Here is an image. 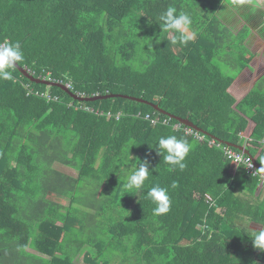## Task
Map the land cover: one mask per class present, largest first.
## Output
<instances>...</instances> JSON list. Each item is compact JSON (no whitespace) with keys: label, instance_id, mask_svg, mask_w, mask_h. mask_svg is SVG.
Segmentation results:
<instances>
[{"label":"trees","instance_id":"1","mask_svg":"<svg viewBox=\"0 0 264 264\" xmlns=\"http://www.w3.org/2000/svg\"><path fill=\"white\" fill-rule=\"evenodd\" d=\"M222 3L0 0V44L19 41L18 64L30 74L70 84L82 97L142 98L209 135L200 142L131 99L75 100L15 67L13 80L0 81V264H72L81 252L82 264H264L241 227L244 219L264 225L260 181L208 144L214 137L245 146L264 166V86L247 94L248 119L230 89L255 55L248 30L233 33L219 17ZM169 6L192 17L196 39L187 46L172 45L156 22ZM46 91L59 101L35 94ZM146 114L160 123L152 126ZM167 135L193 145L183 171L153 149ZM125 158L150 165L138 192L124 189ZM227 178L251 197L236 195ZM156 185L171 198L159 217L146 198Z\"/></svg>","mask_w":264,"mask_h":264},{"label":"clouds","instance_id":"2","mask_svg":"<svg viewBox=\"0 0 264 264\" xmlns=\"http://www.w3.org/2000/svg\"><path fill=\"white\" fill-rule=\"evenodd\" d=\"M233 4H242L244 0H230ZM162 32L172 34V45L180 47L187 46L196 39V33L192 30V17L183 10H178L174 6H169L158 18ZM24 53L19 41L5 42L0 44V81H11L14 79L12 70L22 62ZM193 145L185 138H178L176 135L161 136L153 147L157 155L163 158V161L171 167V170L179 169L183 171L187 164L185 163ZM149 163L143 161L138 165L131 164L130 159H123L119 172L124 173V189L127 192H138L145 187V182L152 174L149 171ZM172 187L176 185L173 183ZM146 198L155 206L153 208L154 216L167 214L171 208V198L167 187L159 185L151 187ZM252 224L248 219L241 222V227L252 242L254 249L264 253V225H260L259 230H250Z\"/></svg>","mask_w":264,"mask_h":264},{"label":"crops","instance_id":"3","mask_svg":"<svg viewBox=\"0 0 264 264\" xmlns=\"http://www.w3.org/2000/svg\"><path fill=\"white\" fill-rule=\"evenodd\" d=\"M218 14L233 33L243 32L245 28L249 33L246 47L255 56L251 59L249 66L236 78L230 90L238 100L237 110L250 119L253 116V107L247 100V94L252 89L261 87L262 84L264 86V0H244L242 4L223 0ZM253 125L254 123L250 120V129ZM225 184L231 191L236 192L231 178H227ZM238 193L236 195L239 196L245 194Z\"/></svg>","mask_w":264,"mask_h":264},{"label":"built area","instance_id":"4","mask_svg":"<svg viewBox=\"0 0 264 264\" xmlns=\"http://www.w3.org/2000/svg\"><path fill=\"white\" fill-rule=\"evenodd\" d=\"M44 79H47V78H44ZM65 85L69 89L72 88L70 84H65ZM35 94L46 98L48 100V102L59 101V97L52 96L49 91L42 92V93L37 92ZM138 115L140 116L141 113H139ZM144 119L149 121L152 126H156L157 124L160 123V119L158 117H153L150 114H146L144 116ZM162 124L168 125L169 120L165 119L162 122ZM174 129H176V130L182 129L187 135L193 136L195 139H197L200 142L207 140V137H209L206 134L199 132V131L191 128V127H187V126H185L179 122L174 125ZM247 139L250 140L249 138H247ZM262 143L264 145V139L262 140ZM208 144L212 147L214 146V147L219 148L227 160L231 161L236 166L243 168L245 170L246 174H248L252 177H257L260 181L261 189L264 190V171L260 170L256 166L255 161H254L255 159L253 157L245 154L244 152H242V151H240L234 147H231V146L223 143L222 141H219L218 139H216L214 137H210V139H208Z\"/></svg>","mask_w":264,"mask_h":264},{"label":"water","instance_id":"5","mask_svg":"<svg viewBox=\"0 0 264 264\" xmlns=\"http://www.w3.org/2000/svg\"><path fill=\"white\" fill-rule=\"evenodd\" d=\"M27 79H29L30 81L32 82H35L37 84H43V85H47L49 87H59L61 88L63 91H65L68 95H70L73 99L75 100H79V101H96V100H101V99H108V98H116V97H121V98H125V99H131L133 101H137V102H140V103H146V104H149L151 105L156 111H159L165 115H167L168 117L170 118H173V119H176L179 123L187 126V127H191L199 132H202L206 135H208L207 132L203 131L202 129H200L198 126H196L193 122H191L190 120L188 119H183V118H180V117H177V116H174V115H171L165 111H163L158 105H155V104H152L150 102H147L146 100L142 99V98H136V97H133V96H128V95H122V94H109V95H105V96H95V97H82L76 93H73L65 84H62V83H59V82H55V81H51V80H47V79H41V78H38V77H35L34 75L30 74L29 71L24 68V67H21L19 64H17L15 66ZM209 136V135H208ZM223 143L231 146V147H234L242 152H244L245 154L247 155H250L249 153V150L245 147V146H239V145H236V144H233V143H229V142H224L222 141ZM255 161V164L256 166L264 171V166H261L259 165L256 160Z\"/></svg>","mask_w":264,"mask_h":264},{"label":"rangeland","instance_id":"6","mask_svg":"<svg viewBox=\"0 0 264 264\" xmlns=\"http://www.w3.org/2000/svg\"><path fill=\"white\" fill-rule=\"evenodd\" d=\"M55 168H57L58 170H60L62 172H65L67 174L75 175L76 176V171L72 170L71 168H68V167H65V166H62V165H56ZM236 193L239 194L238 192H236ZM241 197L242 198L243 197L249 198L251 196L250 195H247V194H243V196H241ZM54 199L56 201H58V202H62L63 204H68L69 203V200L68 199L56 198V197ZM249 228H251L253 230V229L259 228V226L258 225L251 224L249 226ZM71 263L72 264H82V252L76 258L72 259L71 260Z\"/></svg>","mask_w":264,"mask_h":264}]
</instances>
